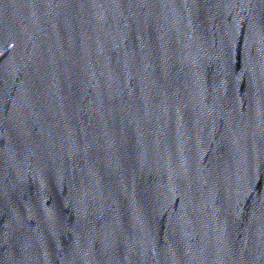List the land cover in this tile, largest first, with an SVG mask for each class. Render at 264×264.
Masks as SVG:
<instances>
[{
	"label": "water",
	"instance_id": "water-1",
	"mask_svg": "<svg viewBox=\"0 0 264 264\" xmlns=\"http://www.w3.org/2000/svg\"><path fill=\"white\" fill-rule=\"evenodd\" d=\"M0 264H264V0H135L33 167Z\"/></svg>",
	"mask_w": 264,
	"mask_h": 264
}]
</instances>
